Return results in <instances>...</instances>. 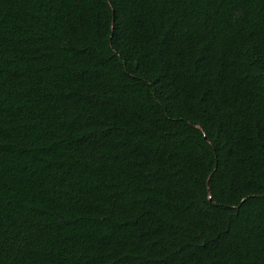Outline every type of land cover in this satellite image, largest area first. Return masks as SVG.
Listing matches in <instances>:
<instances>
[{"label":"trees","instance_id":"obj_1","mask_svg":"<svg viewBox=\"0 0 264 264\" xmlns=\"http://www.w3.org/2000/svg\"><path fill=\"white\" fill-rule=\"evenodd\" d=\"M0 264H264V0H0Z\"/></svg>","mask_w":264,"mask_h":264}]
</instances>
